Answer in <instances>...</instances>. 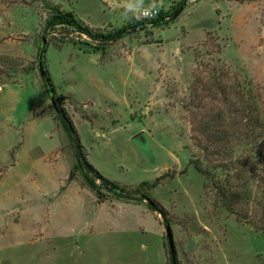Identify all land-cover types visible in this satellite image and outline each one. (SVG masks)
I'll return each mask as SVG.
<instances>
[{"label":"rangeland","instance_id":"obj_1","mask_svg":"<svg viewBox=\"0 0 264 264\" xmlns=\"http://www.w3.org/2000/svg\"><path fill=\"white\" fill-rule=\"evenodd\" d=\"M127 2L0 0V264H172L165 220L176 264H264V0H143L151 26ZM52 6L128 33L45 35ZM43 39L88 160L128 190L158 179L140 201L68 180Z\"/></svg>","mask_w":264,"mask_h":264},{"label":"trees","instance_id":"obj_2","mask_svg":"<svg viewBox=\"0 0 264 264\" xmlns=\"http://www.w3.org/2000/svg\"><path fill=\"white\" fill-rule=\"evenodd\" d=\"M58 25L63 26L64 28L58 30ZM58 31H60L59 33L62 37L69 36L74 33L86 36L90 40L100 43L101 47L99 46L98 50L104 49L109 44L125 37L128 33L126 28L118 30L115 34L96 33L92 30V28L77 19L74 12L64 11L60 9V7L52 6L50 8V16L43 29V33L45 35H52L55 37ZM63 32L65 33L64 35ZM45 49L46 46L43 49V53ZM43 83L45 93L51 100L52 107L55 110L56 119L60 122L66 133L69 147L71 148L75 158V165L71 168L68 180L73 181L76 178V173L79 172L82 176L83 183L88 189L95 193L99 202H104L110 195L118 200L125 201H140L143 199L145 189L155 187L158 179L154 181L153 184L142 182L137 188L128 190L104 177L88 160L86 149L80 141L74 123L68 116L62 104H58L57 102L58 98H56L55 88L51 79L47 76L46 82L43 81ZM149 208L155 209L152 206Z\"/></svg>","mask_w":264,"mask_h":264},{"label":"water","instance_id":"obj_3","mask_svg":"<svg viewBox=\"0 0 264 264\" xmlns=\"http://www.w3.org/2000/svg\"><path fill=\"white\" fill-rule=\"evenodd\" d=\"M45 42H46L45 39H43L41 47L38 52V57H37L39 70L41 73L42 80L44 82H46V73L43 70L42 56H43V49H44ZM148 202L150 206L154 207L158 211V208L155 206L154 202H152L151 200H148ZM165 225H166V237H167L169 248H170L172 264H176V251H175L173 232H172L171 226L166 220H165Z\"/></svg>","mask_w":264,"mask_h":264},{"label":"clouds","instance_id":"obj_4","mask_svg":"<svg viewBox=\"0 0 264 264\" xmlns=\"http://www.w3.org/2000/svg\"><path fill=\"white\" fill-rule=\"evenodd\" d=\"M126 8L129 12L134 14L138 13L144 16H150L153 14L152 8H143V0H129V2L126 3Z\"/></svg>","mask_w":264,"mask_h":264},{"label":"built area","instance_id":"obj_5","mask_svg":"<svg viewBox=\"0 0 264 264\" xmlns=\"http://www.w3.org/2000/svg\"><path fill=\"white\" fill-rule=\"evenodd\" d=\"M152 8V12L153 14L150 16H144V15H140L138 16V20H140L143 23H148L150 26L152 25V22H154L155 20H157L160 16V10H158L157 8L151 7ZM147 9V8H145Z\"/></svg>","mask_w":264,"mask_h":264}]
</instances>
